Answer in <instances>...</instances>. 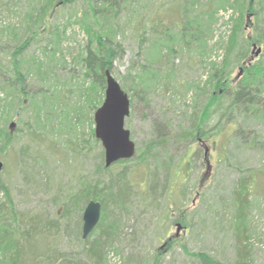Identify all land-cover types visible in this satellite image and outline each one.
I'll list each match as a JSON object with an SVG mask.
<instances>
[{"label": "rangeland", "instance_id": "obj_1", "mask_svg": "<svg viewBox=\"0 0 264 264\" xmlns=\"http://www.w3.org/2000/svg\"><path fill=\"white\" fill-rule=\"evenodd\" d=\"M36 1L0 0V70H5L0 72V80H9L13 76L7 51L28 36L25 15L38 10ZM127 4L125 9H121L119 18L110 22L115 40L122 50L113 62L110 73L129 98V92L123 86L130 87L128 73L131 72L132 76L138 73L140 65L146 62L145 52L150 53L152 49L148 42L151 24L161 21L162 26H167L168 34H176L181 19L179 0H127ZM85 10L84 0H74L67 6L47 10L44 24L37 26V29L41 28V35L20 59L24 64L30 56H35L43 64L41 75L24 80L26 91L30 95H37L36 103L39 106L43 94L47 95L46 100L53 93L54 98L55 94L61 97L59 91H63L67 97L70 106L57 105V115H63L65 111L72 113L74 106L85 105L84 98L79 100L77 97V83L84 72L77 58L88 41L80 25L72 23L70 17L77 12L81 18ZM237 17L234 10L220 9L211 25V35L206 34L207 55L203 59L198 57L196 63L192 61L198 55L196 50L189 55L179 54L173 63L172 58L167 61L164 57L156 65L160 84L146 85L141 100L137 98L132 102L124 126L135 145V155L124 166L112 167V174L116 175L126 167L133 188L129 190L126 202L109 206V216L119 221V228L112 245L104 248L103 264H156L157 261V264H201L200 260L192 257L200 253L221 264H236L232 193L238 179L250 174L253 176L250 180L252 194L246 210L250 264H264V150L263 147H245L252 137L264 143V124L260 123L258 117L248 121L239 119L241 134L222 131L217 135L212 134L209 140L202 143H191L181 137L191 124L193 112L200 109L204 101L196 93L198 91L187 89V86L206 82L211 72L208 64L215 63L219 67L224 64L225 44L232 30V20ZM246 21L248 26L250 19ZM49 25L53 29L58 27V32L62 34L60 45L54 53L50 50L54 47L55 37ZM5 28H14L15 31L4 32ZM250 33L251 30L246 29L245 34ZM142 36L146 42L141 43ZM43 48H47L45 54L42 53ZM257 50L253 45L249 53L255 56ZM226 61L230 78L237 79L240 75L239 63H235L233 58ZM91 81L86 79L82 83L86 93L92 86ZM92 88L93 94L84 115L89 120L91 108L98 107L99 99L101 96L104 98L105 83ZM1 100L6 101L7 96L0 89ZM53 103L56 106L55 100H51L49 106L43 104V110L52 109ZM2 105L1 102L0 112ZM24 105L29 109H18L10 114L8 123L3 120L7 116L0 114V129L12 137L8 146L0 138V149L4 146L0 153L3 163L0 187L9 190L16 222L13 225L9 206L1 193L0 220L8 222L13 228L9 232L16 234L20 248L19 264H64L66 258L84 264V247L79 232H82V215L86 206L71 214L70 223L61 214L66 198L75 196L82 189L84 180L93 183L97 179L100 161L104 163L103 148L99 141L94 143L95 136L92 137L91 132L93 130L94 133L95 112L91 115V123L85 120L83 126L74 124L75 128L70 132H65V125L56 123L58 119H52L50 124L54 131L51 132L50 128L44 131L33 123L32 118L38 109L33 111L28 100L24 101ZM41 115L42 124L47 126L49 120L45 110ZM217 119L212 117L206 130L213 128ZM28 133L33 134L32 137ZM159 134L167 137L165 150L156 148L152 153L157 154V160L163 166H159V173H153L150 183L146 169L137 160L140 156L138 150L156 141ZM81 137L85 146L93 150L87 153L88 157H80L76 162L77 159L69 158L70 153L65 145L66 140L74 139L76 142ZM189 146L192 152L185 155ZM21 149L29 150L22 154ZM187 162H190L189 166H186ZM150 164L155 168L154 160ZM175 174L178 175L177 179ZM153 185L156 187L154 192L148 194V187ZM3 212L6 214L3 215ZM52 221L60 222L59 226L50 231L43 230L42 226ZM100 221L101 216L86 241L97 237ZM37 225H40V230H36ZM4 258L8 259L9 254Z\"/></svg>", "mask_w": 264, "mask_h": 264}, {"label": "trees", "instance_id": "obj_2", "mask_svg": "<svg viewBox=\"0 0 264 264\" xmlns=\"http://www.w3.org/2000/svg\"><path fill=\"white\" fill-rule=\"evenodd\" d=\"M74 0H37L35 5H39L38 10L28 12L25 17L27 18L26 30L28 36L26 39L18 44L13 49H9V66L13 76L9 80H0V89L4 91L7 96V100H1L4 104L1 106L0 114L7 118H4L8 123L9 115L22 109H27L24 105V101L28 100L29 105L33 111L38 109V113L32 118L33 123L39 129L44 131L47 128L54 131L52 119H58L56 122L58 125L66 126L65 132H70L76 125L83 126L85 120L92 122L91 115L101 105L103 96L99 99L98 107L91 108L90 120L85 115V108L88 106V102L91 96L92 86L95 88L100 84L105 83V71L112 70L113 62L119 57L122 52L120 44L116 42V36L113 34V28L110 26L116 18H119L121 9H125L127 0H84L86 4V10L82 17L78 16L77 12L71 14L72 23L80 25L81 29L87 36V44L83 47L81 54L77 58V62L81 64L84 72L82 73V79L78 81V98L82 100L84 98L83 106H74L72 113L62 112L63 115H57V108L59 105H68L67 97L63 95V91H59L61 97H57L53 93L52 96L43 94L40 97L41 106L36 103L37 95H30L26 91L24 84L25 79H30L32 76L41 75L42 62L37 60L35 56H30L25 60L24 64H21V56L26 52L30 45L41 35V28L37 29L38 25L44 24V17L47 10H54L57 7L67 6ZM179 0L180 19L181 22L177 29L176 34H168L167 26H162L161 21H156L151 24L152 30L150 31V38L148 42L152 45L150 53L145 52L146 62L141 64L138 73L132 76V73H128L130 87L123 86L124 90L129 93L130 106L134 100L139 98L141 100L142 93L146 92V85L160 84V73L158 65L165 57L167 61L171 60L172 63L179 54H190L193 50H196V55L193 57L194 63L196 59L200 57L203 59L207 53L206 37L207 33L211 35V25L214 24V17L220 9H231L237 13L236 20H232L233 26L230 32V36L226 42L225 60L224 64L220 67L215 63L208 64L210 67V74L204 84H189L187 89H195V92L204 98L202 106L192 114L191 124L187 130L183 131L181 137L191 143H202L211 138L212 134H218L222 131H230L231 133L243 132L239 128V119L248 121L253 118H259L260 123L264 124V0ZM202 3V4H201ZM99 4L101 6H99ZM99 6V7H98ZM247 18L250 19V24L247 26ZM208 25V27L205 26ZM33 26V27H32ZM55 41L54 47L51 52H55L60 45L61 33L59 28H52ZM246 29H250V34H245ZM14 28H5L4 32L12 33ZM45 32V30H43ZM166 34V35H165ZM146 38L142 36L141 43L146 42ZM207 45V44H206ZM256 45L260 53L257 56H253L250 52V48ZM47 48L42 49V53L45 54ZM52 55L54 56V54ZM233 58L235 63H239L240 75L237 79H231L229 70H227L228 63L226 60ZM201 64V63H200ZM202 66V64H201ZM133 71L134 69L131 68ZM5 70H0V72ZM1 77V76H0ZM86 79H91L92 86L89 87L87 93L86 87L82 85ZM145 88V90L143 89ZM86 93V94H85ZM140 95V97H139ZM198 96V95H197ZM9 99V100H8ZM55 100L56 106H52V109L45 108L48 125L42 124V111L44 105H50V101ZM5 102V103H4ZM58 105V106H57ZM47 106V107H48ZM130 115V114H129ZM129 117V116H128ZM127 117V118H128ZM212 117H218L217 123L210 130H206L208 121ZM87 118V119H86ZM74 120V122H73ZM76 122V123H75ZM224 122V123H223ZM75 124V126H73ZM223 124V126H222ZM235 124V125H234ZM28 125V124H27ZM222 126V127H221ZM42 127V128H41ZM49 131V130H48ZM4 130L0 129V138H3L5 146L12 142V137L9 134H4ZM33 132H36L35 130ZM31 132V133H33ZM92 137H94L93 130ZM28 133L30 137L33 134ZM47 133V132H45ZM48 134V133H47ZM160 135V134H159ZM77 136V135H76ZM166 136H159L158 139L144 147H141L138 152L140 156L137 160L140 162L146 170L150 183L154 174H157L159 166H163V163L157 160V154H153L152 151L156 148L165 150V144L167 142ZM74 139L66 140L67 152L70 153L69 158L88 157L87 153L93 150L92 147L85 146L82 137L74 142ZM73 141V142H72ZM94 143L97 144L98 140L95 138ZM214 145V144H213ZM78 150H77V148ZM247 148L250 147H263L264 143L252 137L246 144ZM8 148V147H7ZM4 146L1 147L3 151ZM29 149H21L22 154L27 153ZM192 152L190 146L187 148L185 155ZM186 157V156H185ZM66 158V157H65ZM101 160L102 157L100 156ZM155 161V168L151 167V161ZM46 164L45 160H42ZM68 162V161H67ZM128 161H119L114 163L109 168L104 167V163L100 161V166L97 168V179L93 180V183H88L84 180L82 189L73 197L66 198V202L63 205V213L61 217L70 223L69 219L76 210L84 208L90 201L101 202V221L98 226V234L92 241H86L82 239V232L80 234V242L84 249V264H103L104 262V248L111 246L113 238L117 236L119 228V221L112 219L109 216V206L120 205L121 202H126V198H129V190L133 188L131 186V180L128 176L129 171L124 167L122 171L113 175L112 167L125 165ZM170 164V163H169ZM190 165L187 162L186 166ZM151 167V168H150ZM149 171V172H148ZM110 174V175H109ZM175 177L177 179L178 175ZM252 174L248 177H241L238 179L234 191L232 193L233 202L235 205V216L233 217V224L235 226V241L237 262L236 264H250L249 256V236L247 234L248 224L246 223V210L250 202L249 197L252 194V186L250 180ZM1 183V181H0ZM172 186V184H171ZM170 186V188H171ZM155 186H149L147 193L151 194L155 190ZM0 193L3 195L4 202L9 206L10 216L15 224V211L10 198L9 190L5 187H0ZM169 211V208H167ZM2 207H0V216ZM6 213L3 212V215ZM2 219V218H0ZM81 219V218H80ZM60 222L52 221L48 225L42 226L43 230L57 228ZM41 225V224H40ZM39 225V226H40ZM69 225V224H68ZM80 225V224H79ZM37 225L36 230H40ZM10 228V229H9ZM13 228L9 226L8 222L0 220V264H19L20 261V248L17 243L16 234L14 231L9 232ZM35 230V231H36ZM248 239V240H247ZM9 254V258L5 259L4 256ZM4 255V256H3ZM43 257V256H42ZM192 257L201 261V264H221L209 256L200 253L193 255ZM64 264H83L76 259L66 258L63 260ZM158 263V261H157ZM156 263V264H157Z\"/></svg>", "mask_w": 264, "mask_h": 264}, {"label": "water", "instance_id": "obj_3", "mask_svg": "<svg viewBox=\"0 0 264 264\" xmlns=\"http://www.w3.org/2000/svg\"><path fill=\"white\" fill-rule=\"evenodd\" d=\"M255 47V46H254ZM260 53L258 49L255 53ZM105 92L101 106L95 111L94 136L104 151V167L109 168L119 161L131 160L135 155V145L130 133L125 129V119L130 114L128 95L121 89L109 70L105 71ZM3 163L0 161V174ZM101 216V204L90 201L82 215V239H87L97 227ZM179 226L177 229L179 230Z\"/></svg>", "mask_w": 264, "mask_h": 264}]
</instances>
